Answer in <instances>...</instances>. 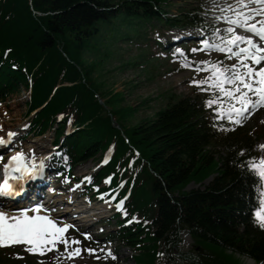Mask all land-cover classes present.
Masks as SVG:
<instances>
[{
	"label": "trees",
	"instance_id": "1",
	"mask_svg": "<svg viewBox=\"0 0 264 264\" xmlns=\"http://www.w3.org/2000/svg\"><path fill=\"white\" fill-rule=\"evenodd\" d=\"M168 6L170 0H0V99L28 87L34 73L27 106L41 110L32 130L42 134L57 124L61 134L74 119L83 129L67 140L73 159L117 143L100 176L112 173L114 185L128 179L123 194L133 184L127 211L140 223L120 234L138 252L137 264H242L244 257L264 264V229L254 222L257 180L237 166L256 158L252 136L239 127L220 130L214 108L204 105L210 97L197 89L166 97L164 108L140 119L138 108L121 107L123 94L94 76L103 65V32L125 38L142 28H206L199 16H166ZM90 53L102 59L88 63ZM219 146L226 156L216 159ZM191 182L200 187L185 191ZM185 229L194 241L186 252L179 246Z\"/></svg>",
	"mask_w": 264,
	"mask_h": 264
},
{
	"label": "snow or ice",
	"instance_id": "2",
	"mask_svg": "<svg viewBox=\"0 0 264 264\" xmlns=\"http://www.w3.org/2000/svg\"><path fill=\"white\" fill-rule=\"evenodd\" d=\"M204 7L206 13H211L214 20L226 27L201 28V47L190 51H205L209 54L216 51L223 53L226 60L236 62L227 65L221 60L194 62L179 47L175 52L181 58L182 68L196 73H209L203 79L194 77L189 83L196 86L198 91L211 93V98L206 99L204 105L208 108L216 106L215 120L226 119L233 126L225 128L221 125L220 130L234 131L235 126H242L255 111L264 108V0H206ZM213 126L218 125L214 123ZM15 135L13 131H8L6 138L0 135V145H8ZM260 148L264 150V144ZM239 155H243V152ZM3 160L4 157L0 156V161ZM237 166L257 180L259 207L254 213V222L264 229V156L249 158ZM2 169L4 179L0 181V198H13L25 190L26 178H44L45 163L41 160L37 164L35 154L26 156L20 151L11 155L2 164ZM85 179L90 181L91 178ZM123 203L120 200L116 208L123 211ZM52 211L54 209L45 208L40 202L18 209H6L4 204H0V247L24 245L27 252L44 255L48 251L59 252V245L62 244L66 258L79 256L82 252L79 247L81 241L66 235L75 225L58 222V219L48 214ZM124 215L127 216V213L124 212ZM83 235L86 239H92L90 233ZM87 251L89 254L105 252V259H116L110 249L88 248ZM16 255L22 258L19 253Z\"/></svg>",
	"mask_w": 264,
	"mask_h": 264
},
{
	"label": "rangeland",
	"instance_id": "3",
	"mask_svg": "<svg viewBox=\"0 0 264 264\" xmlns=\"http://www.w3.org/2000/svg\"><path fill=\"white\" fill-rule=\"evenodd\" d=\"M170 4L171 6H168L167 10L171 15H179L187 10L202 8V13L204 12V15H206L205 20L208 23L214 24L218 22L212 18L211 13H206L204 7L206 0H170ZM172 34L173 33H170L168 36L173 37ZM157 36V31L150 30L149 28H142L138 29L135 34H131L130 37L125 38H115V35L109 32H103V38L100 41V44H102L100 55H103V65L94 76L97 78L99 77V83L105 84V90L111 89L114 93L123 94L124 102L120 104L121 107L131 106L133 108H138V117L140 119L153 117L161 108H164L166 97L174 96L178 99L189 96L192 93V89L188 85L187 80L195 73L183 70L173 57H169V59L166 60L157 58L156 55H154L156 53V42L154 39L157 38ZM159 37L162 43H164L166 39H164L163 36ZM131 39H134V42L130 41ZM148 43L152 51L151 55L147 50ZM191 49H193V47L190 49L188 48L187 51L190 53ZM105 52L110 53V55L107 56ZM152 55L158 60H153L151 57ZM205 56L206 54L201 56L195 55L192 61L195 62L198 59L199 61H209L210 57ZM148 57L150 61H148ZM217 57H221L220 53L212 54V58ZM85 58L88 63L96 62L99 60L98 58L102 59V57L96 53L87 54ZM232 63L235 62H229V64ZM28 101V93L23 88L20 93L12 96L10 101L0 105V120L3 122L4 127L6 126L7 129L14 130L20 125L21 128L23 127L20 133H24L27 123L24 117L27 112L26 104ZM241 127L250 133L253 131L257 132L254 150L257 154L264 156V150L260 148V145L264 144V111L245 120ZM53 139L54 132H51L38 140H33L30 135L24 142L29 146L40 148V150L42 148L47 150ZM214 151L216 153V158L225 156V147L223 146L215 148ZM96 162L97 159H93L85 162L83 165L77 166L74 170L76 175H79L77 173L80 171L83 172L81 174L88 175V173L97 168ZM116 229L117 226L112 224L111 227L107 228L106 234H102V236L105 237L107 233ZM100 230L102 229L99 228L98 231H96L99 232ZM66 235L69 238L74 237L78 240L80 239V235L73 232H68ZM182 238L183 250H190L192 248V240L187 234H183ZM92 244V241L86 243L87 246ZM94 245L97 247L95 248L93 246V249H101L100 245L98 246L95 243ZM81 249L82 252L79 256L66 258L63 254L64 246L61 244L59 245V252L55 250L48 251L44 255L31 253V258H28L29 252L23 247H17L13 250H16L22 258H13L14 256L7 257L8 260L12 258L13 264H102V252L97 251L95 254H89L83 247ZM114 252L115 251H113V253ZM103 254H105V252H103ZM117 254L120 259V264H136L132 258L136 254L131 249L119 246ZM97 256L100 258L97 259ZM240 261L243 264H249L250 262L251 264H257L246 257L241 258Z\"/></svg>",
	"mask_w": 264,
	"mask_h": 264
},
{
	"label": "bare ground",
	"instance_id": "4",
	"mask_svg": "<svg viewBox=\"0 0 264 264\" xmlns=\"http://www.w3.org/2000/svg\"><path fill=\"white\" fill-rule=\"evenodd\" d=\"M4 124H3V122L0 120V135H2L3 133H5L4 132ZM7 131H9V130H7ZM4 136V135H3ZM56 195V194H55ZM56 197L58 198V200L61 202V203H65V205H69L68 207H63V208H65V211L64 212H67V213H72V212H78L79 211V208H78V206H76V207H74V208H72V199H73V197L71 196H67L66 197V194L64 195V196H62V194H60L59 196L58 195H56ZM85 220V218H83V221ZM249 264H251V262L249 263Z\"/></svg>",
	"mask_w": 264,
	"mask_h": 264
}]
</instances>
